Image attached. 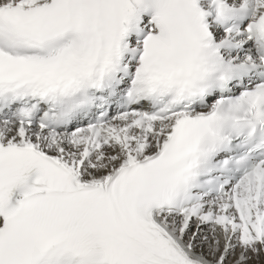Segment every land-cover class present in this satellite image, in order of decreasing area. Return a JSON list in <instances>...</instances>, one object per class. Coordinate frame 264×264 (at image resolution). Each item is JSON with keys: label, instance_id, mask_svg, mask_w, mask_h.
Here are the masks:
<instances>
[{"label": "snow or ice", "instance_id": "1", "mask_svg": "<svg viewBox=\"0 0 264 264\" xmlns=\"http://www.w3.org/2000/svg\"><path fill=\"white\" fill-rule=\"evenodd\" d=\"M0 264H264V0H0Z\"/></svg>", "mask_w": 264, "mask_h": 264}]
</instances>
